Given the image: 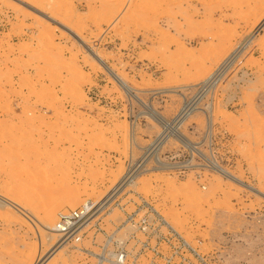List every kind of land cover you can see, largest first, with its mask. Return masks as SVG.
<instances>
[{
  "label": "rangeland",
  "instance_id": "rangeland-1",
  "mask_svg": "<svg viewBox=\"0 0 264 264\" xmlns=\"http://www.w3.org/2000/svg\"><path fill=\"white\" fill-rule=\"evenodd\" d=\"M21 1L35 11L0 0V264H36L58 242L46 215L119 180L126 112L141 118L137 145L160 135L159 159L188 166L137 190L218 264H264V0ZM185 102L181 136L165 140L145 105L171 120Z\"/></svg>",
  "mask_w": 264,
  "mask_h": 264
},
{
  "label": "built area",
  "instance_id": "built-area-1",
  "mask_svg": "<svg viewBox=\"0 0 264 264\" xmlns=\"http://www.w3.org/2000/svg\"><path fill=\"white\" fill-rule=\"evenodd\" d=\"M190 106L185 102L174 119L154 117L152 121H161V134L167 138L177 130ZM125 120L129 148L121 157L123 169L119 180L100 200H87L74 210L58 214L54 232L63 246L64 256H70L76 264H218L217 257L194 247L155 203L137 190L145 175L160 173L155 171L157 160L161 161L160 135L141 148L136 141L141 118L126 112ZM178 130L170 137H178Z\"/></svg>",
  "mask_w": 264,
  "mask_h": 264
},
{
  "label": "bare ground",
  "instance_id": "bare-ground-1",
  "mask_svg": "<svg viewBox=\"0 0 264 264\" xmlns=\"http://www.w3.org/2000/svg\"><path fill=\"white\" fill-rule=\"evenodd\" d=\"M18 2H20L21 4H24L25 6H27V4H25V2L21 1V0H16ZM29 1V0H28ZM30 2L32 3V5H38V0H30ZM29 5V4H28ZM28 9H32L35 11V7L34 8H31L29 6H27ZM33 7V6H32ZM37 12V10H36ZM41 16V15H40ZM42 18H46L44 17V15H42ZM249 44V41L246 43L245 47ZM90 52L92 50L88 49ZM243 50H244V47H243ZM92 55H96L94 52H91ZM95 59V58H94ZM97 62L102 65L104 67V69L108 72V74H110V76L114 79V81L129 95H132L134 98H135V95L133 94V89L131 87H129L118 75L114 74V72H112L111 70L107 69V67L104 66L101 58L99 57H96ZM137 100V99H136ZM147 107V111L145 112V114L150 117V118H154V117H158L156 111L148 104V106L146 105ZM189 113H187L182 119L181 121L178 123V124H181L182 122H184V120L188 117ZM160 116V115H159ZM207 132L208 134L211 132V118H209L208 120V125H207ZM163 135V134H162ZM171 135H176V134H171ZM169 137V136H168ZM167 137V138H168ZM167 138L165 140H167ZM184 139V137H183ZM163 140V139H162ZM163 142V141H162ZM181 142V141H179ZM163 143H161V145H163ZM185 145L193 152V153H196L198 154L199 151H198V147L197 145L191 143V142H187L185 143ZM210 163V162H209ZM157 166L158 168L155 170V171H168V170H172V169H177V168H180L182 167L183 165H176V164H165L163 162H161L160 160H157ZM188 167V166H187ZM211 170L215 171L216 173H218L219 175L221 176H225L226 178H228L229 180H231L232 182H235L241 186H244L248 189H250L251 191H255L253 188H251L250 186H247V185H244L242 182L236 180L235 178L231 177L227 171H225L224 169H222V167L218 166L215 162H211V164H209L208 166ZM257 193H259L260 195L264 196V194H262L261 192L259 191H256ZM75 200H70V204L71 205H74L75 203ZM54 209V208H53ZM52 211H50L46 217H45V229H46V232H47V238L49 241L51 240H54L55 238V235L56 233L54 232V229H55V226H56V219H55V209ZM27 219V218H26ZM47 240V241H48ZM56 240L58 241L56 244H53L52 245V249L50 250L49 254L45 255L43 258H41L36 264H45L46 262H48L50 259H53L55 257H57L58 255H60L61 253H63V255H65V253L62 251V244L60 243L59 241V238L58 236L56 235Z\"/></svg>",
  "mask_w": 264,
  "mask_h": 264
}]
</instances>
